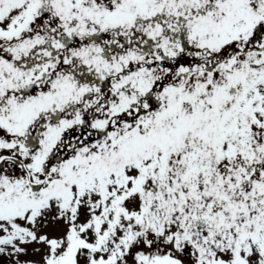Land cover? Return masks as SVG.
Segmentation results:
<instances>
[{"label":"snow or ice","instance_id":"obj_1","mask_svg":"<svg viewBox=\"0 0 264 264\" xmlns=\"http://www.w3.org/2000/svg\"><path fill=\"white\" fill-rule=\"evenodd\" d=\"M0 264H264V0H0Z\"/></svg>","mask_w":264,"mask_h":264}]
</instances>
